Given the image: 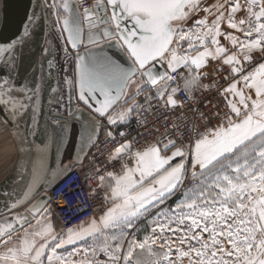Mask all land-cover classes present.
<instances>
[{
	"label": "snow or ice",
	"instance_id": "obj_1",
	"mask_svg": "<svg viewBox=\"0 0 264 264\" xmlns=\"http://www.w3.org/2000/svg\"><path fill=\"white\" fill-rule=\"evenodd\" d=\"M26 20L0 42V111L23 128L21 145L45 140L34 159L20 149L29 158L18 167L28 175L0 191L9 213L0 215V264H264V0H37ZM46 22L45 35L64 41V76L55 87L43 73L21 83L24 49ZM216 76L226 86L204 82ZM46 86L57 109L41 127ZM211 90L224 111L193 108L199 125L169 129L165 116V132L142 148L114 131L183 108L179 93L196 101ZM69 121L84 129L76 161L91 157L85 179L101 204L98 215L57 228L56 202L44 191L48 151H59Z\"/></svg>",
	"mask_w": 264,
	"mask_h": 264
},
{
	"label": "water",
	"instance_id": "obj_2",
	"mask_svg": "<svg viewBox=\"0 0 264 264\" xmlns=\"http://www.w3.org/2000/svg\"><path fill=\"white\" fill-rule=\"evenodd\" d=\"M85 1V0H84ZM37 3V0H0V42H6L13 38L17 33L23 31V25L27 23L26 14L30 15L33 11L34 5ZM38 11V9H37ZM48 31L47 22L44 26L37 28V35L32 38L27 48L24 49V58L20 66V76L19 80L23 83V78L25 76H36L43 73L47 84L55 87L57 82L61 81L60 79V70H59V60L57 55V46L54 43L51 34L45 35ZM46 41L53 42V52L51 56H48L47 59L53 60V68L51 69V75H49V69L44 59L43 48L47 46ZM83 51V49H81ZM112 51H115L114 49ZM43 65V69H41ZM0 72H3V69L0 68ZM62 86V84H61ZM49 99L53 100V103L49 104ZM55 95L50 92L49 87H45L42 92L40 112L38 119L40 121L41 127L47 126L49 117L54 116L55 109L53 108L55 104ZM0 123L3 128H5L10 133V138L16 144L17 149V159L12 168L11 172L0 182V191H5L11 187H14V182L18 180L19 174H23L27 177V173H22L21 169L18 167V160L24 159L27 160L29 157L25 156V151H30L35 158L36 148L41 145V141L45 140V137L41 135L39 138L34 139L29 137V140H32L33 143H24L21 145L20 142V133L23 132L22 127H13L11 123L6 122V114L0 111ZM77 124L79 129V135L76 141V146L74 150V155L70 159L64 161V154L68 147V144L71 140L73 125ZM84 134V129L81 124L76 121H69L67 132L64 138V143L59 147V151L55 147H52L48 151V166L53 171L49 173L48 179L51 181V184L44 191L48 192L56 184V182L61 179L67 172L63 171L64 167L69 165H78L76 161V156L79 155V145L81 142V137ZM23 148L25 151H21ZM84 162V161H83ZM59 171L60 174L57 175L56 171ZM5 200L3 197H0V215H9L8 212L4 211ZM28 207L27 204L17 209L19 212H24Z\"/></svg>",
	"mask_w": 264,
	"mask_h": 264
},
{
	"label": "built area",
	"instance_id": "obj_3",
	"mask_svg": "<svg viewBox=\"0 0 264 264\" xmlns=\"http://www.w3.org/2000/svg\"><path fill=\"white\" fill-rule=\"evenodd\" d=\"M91 0H85L86 5L90 4ZM214 64H210L207 69L208 72H212ZM212 79H215L218 86H226V82L220 77H210L209 80H205V83H209ZM196 101H191L187 98L185 93H179L178 99L184 101V107L178 108L172 111H166L164 109H159L156 111L155 115L147 116V123L141 125L139 121L133 120L127 126H119L114 128V131H125L129 135L128 139H133L137 147H143L146 144L152 142L161 133L165 132V122L164 117L168 118V127L171 128L172 122H178L181 129L185 125L190 126L193 119L196 123L200 124L199 114L193 111V108H198L199 112L208 114L212 111L213 106L219 105V111H224L223 101L219 94L215 90L204 92L203 94L197 92ZM208 101L211 104L207 103ZM183 114V115H182ZM186 117V119H185ZM179 118V119H178ZM216 120L211 121V125L216 124ZM107 127V125H105ZM159 128V132L155 130V127ZM175 135V133H173ZM101 139L103 136L101 135ZM121 142V138L117 136L116 142L109 143L106 148L103 149L104 153L107 154L112 149H114L117 144ZM185 143H188L185 140ZM92 152L95 153L96 149L93 148ZM91 163V157L88 160H84L83 166L76 165L75 170L68 171L64 176L59 179L56 184L50 189L49 195L53 197L56 203L53 204V209L55 210L56 217L58 218L61 228H65L79 221L86 220L92 215L99 214V205L101 204L100 197H93L91 193V187L88 181L85 179L86 176L91 175L89 170V164ZM131 163V161H129ZM119 165L116 168L109 170H118ZM60 204L62 207H57ZM89 206L95 208L96 211H89Z\"/></svg>",
	"mask_w": 264,
	"mask_h": 264
},
{
	"label": "rangeland",
	"instance_id": "obj_4",
	"mask_svg": "<svg viewBox=\"0 0 264 264\" xmlns=\"http://www.w3.org/2000/svg\"><path fill=\"white\" fill-rule=\"evenodd\" d=\"M50 36L52 37L54 43L57 46V55H58L59 62L63 61L64 53L62 51V47H63L64 41L55 38V36L53 34H51ZM59 62H58V64H59ZM59 67H60V65H59ZM59 70H60V79L62 80V74H61L62 72H61L60 68H59ZM61 87H63V86H61ZM64 94L66 95V92ZM53 108L56 110L57 106L54 105ZM74 127L76 128V132L74 131ZM78 135H79L78 125L74 124L73 130H72V135H71V140H70V143L68 144V147H67L65 154H64V158H63L64 161L73 157ZM16 157H17L16 144L10 138L9 131H7L5 128H3L1 126V123H0V182L7 176L9 171L12 169V167L15 163ZM177 199H178V197L172 198L168 202L169 205L174 206L175 203L177 202ZM54 223H55L57 228H60V225L56 221V219H55ZM140 226H141V228H144L146 226V222L141 221Z\"/></svg>",
	"mask_w": 264,
	"mask_h": 264
},
{
	"label": "flooded vegetation",
	"instance_id": "obj_5",
	"mask_svg": "<svg viewBox=\"0 0 264 264\" xmlns=\"http://www.w3.org/2000/svg\"><path fill=\"white\" fill-rule=\"evenodd\" d=\"M94 2H95V0H91L90 4H91V3H94ZM63 56H64V55H63ZM59 65H60L59 68L61 69V72H62L61 74H62V77H63V76H64L63 69H64V67H65V65H64V59H63V61H60V62H59ZM70 68H71V66L69 65V69H70ZM65 92H66V91H65ZM74 131L76 132V128H75V127H74ZM74 131H73V132H74Z\"/></svg>",
	"mask_w": 264,
	"mask_h": 264
},
{
	"label": "trees",
	"instance_id": "obj_6",
	"mask_svg": "<svg viewBox=\"0 0 264 264\" xmlns=\"http://www.w3.org/2000/svg\"><path fill=\"white\" fill-rule=\"evenodd\" d=\"M56 221L59 223V225H60V222H59V220H58V218L56 217ZM60 228H61V225H60Z\"/></svg>",
	"mask_w": 264,
	"mask_h": 264
},
{
	"label": "bare ground",
	"instance_id": "obj_7",
	"mask_svg": "<svg viewBox=\"0 0 264 264\" xmlns=\"http://www.w3.org/2000/svg\"><path fill=\"white\" fill-rule=\"evenodd\" d=\"M16 159H17V157H16ZM15 162H16V160H15ZM14 164H15V163H14ZM13 167H14V165H13ZM13 167H12V168H13ZM11 170H12V169H11ZM11 170L9 171V173L11 172ZM9 173H8V174H9ZM8 174H7V175H8Z\"/></svg>",
	"mask_w": 264,
	"mask_h": 264
}]
</instances>
